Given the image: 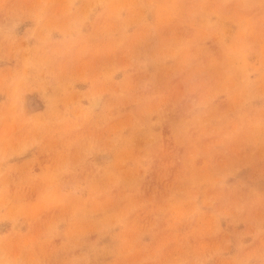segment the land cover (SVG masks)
Segmentation results:
<instances>
[{
  "label": "rangeland",
  "instance_id": "obj_1",
  "mask_svg": "<svg viewBox=\"0 0 264 264\" xmlns=\"http://www.w3.org/2000/svg\"><path fill=\"white\" fill-rule=\"evenodd\" d=\"M0 264H264V0H0Z\"/></svg>",
  "mask_w": 264,
  "mask_h": 264
}]
</instances>
